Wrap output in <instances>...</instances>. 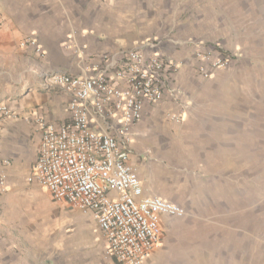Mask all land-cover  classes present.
I'll return each instance as SVG.
<instances>
[{
	"label": "crops",
	"instance_id": "obj_1",
	"mask_svg": "<svg viewBox=\"0 0 264 264\" xmlns=\"http://www.w3.org/2000/svg\"><path fill=\"white\" fill-rule=\"evenodd\" d=\"M221 3L0 0V103L9 109L0 121V264L75 263L74 235L52 248L50 225L59 207L72 206L33 178L44 127L70 119L71 94L52 74L91 75L129 50L178 64L162 100L145 101L126 132L144 194L186 211L162 216L160 241L143 264H264V0ZM28 37L40 51L22 44ZM206 49L230 52L239 66L212 69V59L198 57ZM90 116L95 129L116 133L113 112L91 108ZM90 235L81 234L98 240L86 247V264H117L103 233Z\"/></svg>",
	"mask_w": 264,
	"mask_h": 264
},
{
	"label": "built area",
	"instance_id": "obj_2",
	"mask_svg": "<svg viewBox=\"0 0 264 264\" xmlns=\"http://www.w3.org/2000/svg\"><path fill=\"white\" fill-rule=\"evenodd\" d=\"M22 44L40 51L33 37ZM105 59L91 75L52 74L54 85L71 94L70 119L58 127H44L33 178L53 199L93 215L106 239L108 257L117 264H143L160 241L162 216L182 217L186 211L144 194L137 169L128 162L126 132L140 119L145 101L162 100L167 75L178 65L140 50L126 51L116 61ZM226 63L221 57L212 65ZM91 108L106 118L113 112L118 118L116 133L92 127ZM8 113L7 105L0 103V121ZM5 189L6 177L0 172V192Z\"/></svg>",
	"mask_w": 264,
	"mask_h": 264
},
{
	"label": "rangeland",
	"instance_id": "obj_3",
	"mask_svg": "<svg viewBox=\"0 0 264 264\" xmlns=\"http://www.w3.org/2000/svg\"><path fill=\"white\" fill-rule=\"evenodd\" d=\"M211 2H218V3H225V0H186L187 5L190 9H194V7H198L199 4H206L210 5ZM221 3V4H222ZM208 20L210 21L211 25L215 26V18L213 16L209 17ZM238 17L234 14L232 17V27L235 29V31L238 33H242L241 31V23L239 21ZM241 31V32H240ZM199 41V40H198ZM214 44L218 48L219 46L223 45L221 38L214 39ZM204 44L206 42L204 41ZM219 45V46H218ZM210 53V54H209ZM221 53V54H220ZM218 54H214L213 49H206L204 51L199 52V58L203 59L204 56H209V59H212L211 65L213 63V60L218 58H225L227 60V63L222 67H214L212 65V69H227L231 68L232 70H235L239 65L233 64L232 65V58L234 55H232L228 51H222ZM253 59H258L257 57H254ZM178 65V64H177ZM256 68H259L255 65ZM201 71L205 74V78L208 79L211 77V72H206L204 68H201ZM261 116H256L254 120L257 122L260 120V122H263V118H260ZM259 118V120H257ZM179 121L181 118H177ZM176 119V120H177ZM51 232L56 233V239L54 237L52 238V248L56 247L57 249H60V247H64L65 244V238L69 237L70 234L74 235V257H75V263L74 264H86L87 258L86 256V247H97L98 240L95 238L87 241L85 236L84 239L81 238V234L83 232H89L91 237H98L101 235L100 230L97 228L96 221L93 217V215L90 212H84L82 210H79L77 208H70L65 206V208L59 207L57 210L56 215H52L51 219ZM85 256V257H84Z\"/></svg>",
	"mask_w": 264,
	"mask_h": 264
}]
</instances>
